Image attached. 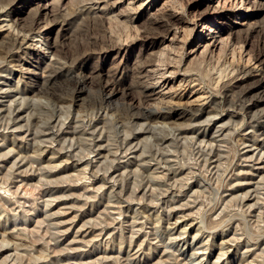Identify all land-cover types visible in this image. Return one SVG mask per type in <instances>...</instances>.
I'll return each mask as SVG.
<instances>
[{"label": "rangeland", "instance_id": "rangeland-1", "mask_svg": "<svg viewBox=\"0 0 264 264\" xmlns=\"http://www.w3.org/2000/svg\"><path fill=\"white\" fill-rule=\"evenodd\" d=\"M1 1L0 264H264V138L259 109L245 110L264 101V81L232 83L246 71L264 77V0H164V10L185 20L156 51L160 72L176 74L171 93L155 100L138 87L152 37L169 32L147 18L159 0L137 8L128 0ZM207 6L209 26L227 30L214 51L198 48ZM57 20L65 27L56 26L49 40L44 30L40 36ZM22 24L35 33L14 48L8 36ZM112 70L118 89L130 94L118 93L98 112L91 75ZM77 75L90 81L77 86ZM150 105L178 116V126L156 118L145 131L128 124Z\"/></svg>", "mask_w": 264, "mask_h": 264}, {"label": "bare ground", "instance_id": "bare-ground-1", "mask_svg": "<svg viewBox=\"0 0 264 264\" xmlns=\"http://www.w3.org/2000/svg\"><path fill=\"white\" fill-rule=\"evenodd\" d=\"M1 1V0H0ZM152 0H150V2H151ZM155 1H157V0H155ZM166 1V0H165ZM208 1H213V0H208ZM2 2V1H1ZM13 2H14V0H13ZM23 2V1H22ZM21 2V3H22ZM140 2H141V0H128V4H129V6L130 7H135V8H137V5L139 6V4H140ZM10 3V2H9ZM12 3V2H11ZM153 3H154V1H153ZM164 0H159V1H157V2H155V5L157 4V8L155 9V11H153V12H148V14H147V18L149 19V21H151L152 23L154 22L155 24L156 23H161V24H164L165 26L167 25L168 26V33H165V34H161V33H159L160 35H154V37H152V40H153V42H151V44L149 45V49H148V51H147V54H148V56L149 57H147V59L146 60H144L143 62H141V64L140 63H138V64H140V71H139V73H140V75H141V79L142 78H145L146 79V82H143V83H141V84H139V91H140V93H141V96H142V98H144V99H146V100H155V99H157L158 97H160L161 98V96H164V95H167V94H169V93H171L170 91L173 89L171 86L172 85H169V84H171V83H173V81H174V77H175V74H176V72H173V71H171V69H162V71L160 72V68L158 67V65H157V63H156V60H155V57H156V54H157V50L160 48V46H163V44L167 41V39H168V36L169 35H171V34H173L174 32V30H173V28L174 27H172V26H174V25H176V23L178 22H184V20L182 19V17H179L180 16V14H179V16L177 17V15H175V14H173V13H171V12H169V11H166V10H168V9H166V10H164V8H163V5H164ZM166 3H167V1H166ZM243 3V2H242ZM165 6H166V4H165ZM171 7V6H170ZM139 8V7H138ZM97 10H101V9H99V8H96ZM40 10H41V12H40ZM47 6H44V7H42L41 9H37L36 10V16H37V14L39 15V14H43V12L44 13H46L47 11ZM92 10H94V9H92ZM46 11V12H45ZM244 11H248V9L247 8H244ZM96 12V11H95ZM209 6H207V10H206V12L205 13H203L200 17H201V19H200V26H202V31H203V33H201L200 35H199V37H198V40H199V42H198V48L199 49H201V51H202V48H206L207 46H209L213 51L214 50H216V49H218L217 47H218V44L220 43L221 44V39H222V36H223V32H226L227 30H225V29H223V28H221V27H217V28H213L212 26H209V21L207 20L208 19V17H209ZM30 13V12H29ZM94 13V12H93ZM178 13V12H177ZM95 14V13H94ZM98 14V13H97ZM159 14V15H158ZM208 14V15H207ZM214 14L215 15H217V18H220V17H223L224 16V13L222 12V10H219V9H216L215 11H214ZM96 15V14H95ZM96 17V16H95ZM146 17V16H145ZM57 18V17H56ZM55 18V19H56ZM146 18V19H147ZM54 19V20H55ZM58 19V18H57ZM61 21V20H60ZM63 21V20H62ZM73 22V21H72ZM129 24V23H128ZM237 24V22H234V25H236ZM17 25V24H16ZM20 25V24H19ZM23 25V24H22ZM49 25V24H48ZM53 26H44V28H42V30H40V31H38V32H41V31H45V32H47L48 33V37H47V39L49 40V35L50 34H52L53 33V31L55 30V27L56 26H60V28L62 27V26H64V24L63 23H59V20H57V21H55V23L54 24H52ZM150 25V24H149ZM152 25V24H151ZM241 25H243V24H241ZM67 26V25H66ZM219 26V25H218ZM15 27V26H14ZM17 27V26H16ZM16 27H15V29H16ZM19 27V32H18V34L17 33H15V35H12V34H10L9 36H8V40H10L11 41V43L13 44V46H14V48L15 47H19V48H23V46H24V44L26 43V37H27V35L26 34H33V33H35V26L32 24L31 26H18ZM43 27V26H42ZM65 27V26H64ZM12 28V27H11ZM59 28V27H58ZM59 28V29H60ZM15 29H14V31H15ZM18 30V29H17ZM58 30V29H57ZM14 31H12V32H14ZM61 31V30H60ZM17 32V31H16ZM9 33V32H8ZM37 33V32H36ZM41 35L40 36H42L43 35V33L41 32L40 33ZM57 34H59V33H57ZM228 35H232V32H228L227 33ZM56 35V34H55ZM197 35H198V33H197ZM173 36H175V34H173ZM69 38V37H68ZM151 38V37H150ZM226 38V37H225ZM56 39V38H55ZM181 39V38H180ZM7 40V41H8ZM10 41H8V42H10ZM48 42V41H47ZM50 44V43H49ZM118 44V43H117ZM12 46V45H11ZM12 46V47H13ZM120 46V45H119ZM5 47V46H4ZM53 47V46H52ZM116 47V46H115ZM126 47V46H125ZM165 47V46H164ZM114 48V47H113ZM117 48V47H116ZM120 48H122V46L120 47ZM120 48H118L119 50H121ZM166 48V47H165ZM168 48V47H167ZM210 48H209V50H210ZM117 49V50H118ZM163 49V47L161 48V50ZM196 49V48H195ZM204 50V49H203ZM200 51V52H201ZM191 52H192V50H191ZM204 53V52H203ZM201 54V53H200ZM211 55V54H210ZM80 56V55H79ZM192 56V55H191ZM9 57V56H8ZM62 57V56H61ZM61 57H58L57 58V63H59V64H61V61L59 62V58H61ZM158 57V56H157ZM193 57V56H192ZM194 57H195V55H194ZM1 58H3V57H1ZM77 58V57H76ZM76 58H74L75 60H76ZM159 58H161V57H159ZM59 59V60H58ZM73 58H71V60H72ZM142 59V58H141ZM67 60V59H66ZM70 60V62H72ZM159 60V59H158ZM65 61V60H64ZM56 62H55V64H56ZM16 63V62H15ZM137 64V63H136ZM53 65V64H52ZM51 65V66H52ZM62 65V64H61ZM63 66V65H62ZM61 66V67H62ZM53 67H55V66H53ZM59 67V68H58ZM56 66V69L54 68V69H52V70H56L57 71V69H59V72L58 73H61L62 71H64L65 69H63V68H61L60 66ZM64 67V66H63ZM256 67V66H255ZM117 68V67H116ZM134 68V67H133ZM138 68V69H139ZM164 68V67H163ZM253 68H254V66H253ZM136 69V68H135ZM245 69V68H244ZM249 69V68H248ZM247 69V70H248ZM252 69V68H251ZM256 69V68H255ZM258 70H259V68H257ZM117 71L119 70V69H116ZM116 70L115 71H113V73H112V71H111V73L110 72H108L106 75L105 74H103V72L101 73V72H97L95 75H91L92 76V78H96V80H97V86H98V89H99V92H100V99L98 100V105H99V107H98V112H100V111H102L103 112V108L105 107V106H110L109 104H110V100H111V98L113 97V96H115V95H117L118 93H120V95L119 96H121L122 95V97H127V96H129V94H130V90H129V88L128 87H126V88H124L123 90H119L118 88V83H116V81L117 80H115V78H114V76H115V73H116ZM242 70V72H243V68L241 69ZM174 71H175V69H174ZM253 71V70H252ZM260 71V70H259ZM258 71V72H259ZM67 72H68V70H67ZM138 72V71H137ZM254 72H256V71H254ZM2 73V72H1ZM0 73V74H1ZM74 74V73H73ZM85 75H87V74H85ZM135 75V74H134ZM139 75V76H140ZM155 75H159L158 77H155L156 78V80H154L153 79V76H155ZM242 75H243V77H241V78H238V77H235L234 79H233V81H232V83H233V85L235 86V88H239V86H241L242 84H245L246 83V81H247V77H249L250 79H252V78H255V79H258V81H264V77H261V75H260V73H253L252 74V72L250 73V71H246V72H243L242 73ZM78 76V75H77ZM90 76V75H89ZM89 76H78L75 80H76V85L77 86H84L85 84H86V82L89 80L90 81V77ZM189 76V75H188ZM134 77V76H133ZM132 77V78H133ZM47 78V77H46ZM218 78H220V76H218ZM140 79V80H141ZM154 80V81H152V80ZM143 80V79H142ZM218 80V79H217ZM139 81V80H138ZM144 81V80H143ZM142 82V81H141ZM138 83V82H137ZM42 84V83H41ZM132 84V83H131ZM130 84V85H131ZM133 85H134V83H133ZM123 87V86H122ZM1 88V87H0ZM135 88V87H134ZM172 88V89H171ZM16 89V88H15ZM3 90V89H2ZM46 90V89H45ZM255 91V88L253 87L252 89H250V88H246V89H244L243 91H241L242 93H241V96L243 97V98H247V97H249V95L250 94H252L253 92ZM2 92V91H1ZM9 91H7V90H4L3 92H2V94H4V98H9ZM240 93V92H239ZM253 95V94H252ZM203 96V95H202ZM251 96V95H250ZM197 97H199V98H201V96L199 95V96H197ZM197 97H195L196 99H197ZM210 97V96H209ZM25 98H27V97H25ZM24 97H23V99H25ZM46 98V97H45ZM252 98V97H251ZM196 99H194V101L196 100ZM9 100V99H8ZM11 100V99H10ZM9 100V101H10ZM46 100V99H45ZM159 100V99H158ZM198 100V99H197ZM199 100H201V99H199ZM211 101L213 100V99H210ZM209 100V101H210ZM13 103H16V99H13V100H11ZM18 101H19V99H18ZM27 101V100H26ZM211 101H210V103H211ZM11 102V103H12ZM21 102V101H20ZM35 102V101H34ZM38 102V101H37ZM45 102V101H44ZM47 102V101H46ZM206 102V101H205ZM10 103V104H11ZM13 103H12V105H13ZM212 103H213V101H212ZM239 103V102H238ZM9 104V103H8ZM16 104H18V103H16ZM16 104H15V106H16ZM47 104V103H46ZM152 104V103H151ZM155 104V103H154ZM202 104V103H201ZM253 104H255V103H253ZM11 105V106H12ZM30 105H31V103H30ZM130 105V106H129ZM128 105V108H126V110L127 109H129L130 111H134V106L132 107L131 106V104H129ZM209 105V104H208ZM214 105V104H213ZM21 106V105H20ZM60 106V105H59ZM62 106V105H61ZM125 106V105H124ZM156 106V105H155ZM212 106V105H211ZM215 106V105H214ZM16 107H18V106H16ZM240 107V106H239ZM3 108V107H2ZM34 108V107H33ZM36 108V107H35ZM51 108V107H50ZM243 108V107H242ZM255 108H257V109H259L258 111L259 112H257V111H255L256 109ZM125 109V108H124ZM203 109H205V108H203ZM252 109H255L254 111H255V113H257L258 115H259V123H257V130L259 131L258 133H260V135H261V138H264V101H260L257 105H253V106H251V105H248L247 107H245V110H247V114L248 115H250L251 114V112H252ZM53 110V109H52ZM89 110V109H88ZM137 110V109H136ZM242 110V109H241ZM60 111V110H59ZM116 111V110H115ZM207 111H208V109H207ZM206 111V112H207ZM14 112V111H13ZM19 112H20V108H19ZM19 112H17V113H19ZM32 112V111H31ZM205 112V113H206ZM16 113V114H17ZM24 113V112H23ZM41 113V112H40ZM135 113V112H134ZM21 114V113H20ZM66 114V113H65ZM95 114V113H94ZM208 114V113H207ZM207 114H205V115H207ZM23 115V114H22ZM90 115V114H89ZM111 115H113V114H111ZM135 118H133V119H130V120H128V118H127V121H130V122H128V124H134V125H136L137 127H138V130L139 131H141V130H143V131H145V130H147V127H145V126H147L146 124H148V123H146L147 122V120L149 119V118H156V119H159V120H161V121H165V120H167L166 122H168V121H170L172 124L174 123L175 124V126H176V124H177V122H178V116H177V118H174V116H172L171 114H168V113H162V112H159V111H157L156 109H153V107H151V105L150 106H148V107H144L143 109H139L136 113H135ZM236 115V114H235ZM17 116V115H16ZM96 116V115H95ZM123 116V115H122ZM131 116H133V114L131 115ZM196 117V116H195ZM218 117V116H217ZM23 118V117H22ZM26 117H24V119H25ZM44 118V117H43ZM67 118V117H66ZM121 119H122V117H120ZM124 118V117H123ZM129 118H131L130 116H129ZM19 119H21V118H19ZM23 119V120H24ZM58 119V118H57ZM125 119V118H124ZM197 119V118H196ZM196 119H194L195 121H196ZM3 120V119H2ZM61 120V119H60ZM105 120V119H104ZM124 121V120H123ZM65 122V121H64ZM159 123H160V121H159ZM201 123V122H200ZM204 123V122H203ZM209 123V122H208ZM6 124V123H5ZM32 124V123H31ZM60 124V123H59ZM75 124V123H74ZM125 124V123H124ZM163 124V123H162ZM171 124V125H172ZM221 124V123H220ZM9 125V124H8ZM86 125H87V123H86ZM90 125V122H88V125L86 126V127H88ZM254 125V124H253ZM24 126H25V124H24ZM27 126V125H26ZM75 126V125H74ZM131 126H133V125H131ZM153 126V125H152ZM164 126H165V122H164ZM177 126H178V124H177ZM208 126V125H207ZM5 127V126H4ZM3 127V128H4ZM16 127V126H15ZM47 127V126H46ZM86 127H84V128H86ZM92 127V126H91ZM129 127V126H128ZM127 127V128H128ZM162 127V126H161ZM180 127V126H179ZM53 128V127H52ZM89 128V127H88ZM136 128V127H135ZM218 128H219V126H218ZM218 128H216V130L218 129ZM221 128H222V125H221ZM5 129V128H4ZM95 129V128H94ZM94 129H92V132H93V130ZM137 129V128H136ZM17 130V129H16ZM65 130V129H64ZM181 130V129H180ZM222 130V129H221ZM221 130H220V132H221ZM256 130V131H257ZM29 131V130H28ZM38 131V130H37ZM36 131V132H37ZM57 131H58V129H57ZM86 131V130H85ZM96 131H97V129H96ZM95 131V132H96ZM198 131V130H197ZM200 131V130H199ZM41 132V131H40ZM121 132V131H120ZM181 132V131H180ZM105 133V132H104ZM114 133V132H113ZM124 133V132H123ZM181 133H186V131H184V132H181ZM191 133V132H190ZM198 133V132H197ZM203 133V132H202ZM205 133H207V132H205ZM226 133H228L227 131H226ZM256 133V132H255ZM34 134V133H33ZM122 134V133H121ZM165 134V133H164ZM192 134V133H191ZM112 135V134H111ZM114 135V134H113ZM202 135H204V134H202ZM230 135V134H229ZM259 135V136H260ZM83 136V135H82ZM87 136V135H86ZM89 136H90V134H89ZM195 136V135H194ZM258 136V135H257ZM16 137V136H15ZM201 137V136H200ZM199 137V138H200ZM204 137V136H203ZM212 137V136H211ZM147 138V137H146ZM190 138V137H189ZM195 138V137H194ZM196 138H198L197 136H196ZM202 138V137H201ZM205 138V137H204ZM260 138V137H259ZM260 138V139H261ZM21 139H23V138H21ZM56 139V138H55ZM147 139H149V138H147ZM203 139V138H202ZM211 139V138H210ZM44 140V139H43ZM143 140V139H142ZM251 140V139H250ZM262 140H264V139H262ZM38 141V140H37ZM50 141V140H49ZM195 141V140H194ZM205 141V140H204ZM223 141V140H222ZM39 142V141H38ZM159 142V141H158ZM191 142V141H190ZM203 141L201 140V143H202ZM212 142V141H211ZM78 143H80V142H78ZM145 143V142H144ZM157 143V142H156ZM205 143V142H204ZM143 144V143H142ZM155 144V143H154ZM207 144V143H206ZM246 144V143H245ZM107 145V144H106ZM134 145V144H133ZM140 144H138V146H139ZM153 145V144H152ZM168 145V144H167ZM166 145V146H167ZM250 145V144H249ZM75 146V145H74ZM98 146H100V145H98ZM117 146V145H116ZM261 146V145H260ZM90 147V146H89ZM96 147V146H95ZM207 147V146H206ZM205 147V148H206ZM154 148V147H153ZM78 149V148H77ZM88 149V148H87ZM95 149V148H94ZM133 149V148H132ZM169 149V148H168ZM58 150H60V149H58ZM71 150V149H70ZM128 150V149H127ZM134 150H136V149H134ZM246 150V149H245ZM252 150V149H251ZM262 150H264V147H262ZM86 150H84V152H85ZM117 151V150H116ZM172 151H174V150H172ZM257 151V150H256ZM261 151V150H260ZM78 153V152H77ZM80 153V152H79ZM89 153V152H88ZM208 153V152H207ZM210 153H211V151L209 152V155H210ZM260 153V152H259ZM8 154V153H7ZM10 154V153H9ZM73 154V153H72ZM87 154V153H86ZM131 154V153H130ZM153 154V153H152ZM173 154V153H172ZM216 154V153H215ZM255 154V153H254ZM262 154V156H264V152H262L261 153ZM261 154H259V156H260V158H262L261 157ZM139 155V154H138ZM151 155V154H150ZM155 155H156V153H155ZM1 156V155H0ZM107 156V155H106ZM152 156V155H151ZM253 156V155H252ZM255 156V155H254ZM6 157V156H5ZM79 157V156H78ZM221 157V156H220ZM244 157V156H243ZM250 157H251V155H250ZM1 158V157H0ZM245 158V157H244ZM259 158V159H260ZM73 159V158H72ZM93 159V158H92ZM91 159V160H92ZM152 159H153V157H152ZM171 159V158H170ZM177 159V158H176ZM175 159V160H176ZM179 159V158H178ZM199 159V158H198ZM243 159V158H242ZM122 160V159H121ZM131 160V159H130ZM258 160V159H257ZM16 161V160H15ZM86 161V160H85ZM111 162H113V161H111ZM110 162V163H111ZM220 162V161H219ZM226 162V161H225ZM109 163V164H110ZM114 163V162H113ZM133 163V162H132ZM137 163V162H136ZM210 163V162H209ZM221 163V162H220ZM93 164V163H92ZM139 164V163H138ZM146 164V163H145ZM157 164V163H156ZM170 164V163H169ZM85 165V164H84ZM101 165V164H100ZM217 165H219V164H217ZM262 165H264V164H262ZM104 166V165H103ZM157 166V165H156ZM204 166V165H203ZM219 167V166H218ZM260 167V166H259ZM223 168V167H222ZM43 169V168H42ZM88 169H89V167H88ZM103 169H104V167H103ZM109 169V168H108ZM156 169V168H155ZM259 170L261 169V168H258ZM257 169V170H258ZM170 170V169H169ZM127 171V170H126ZM144 171V170H143ZM191 171V170H190ZM86 172V171H85ZM44 173V172H43ZM78 173V172H77ZM96 173V172H95ZM163 173V172H162ZM213 173V172H212ZM249 173V172H248ZM256 173V172H255ZM70 175V174H69ZM68 175V176H69ZM78 175V174H77ZM116 175V174H115ZM187 175V174H186ZM262 175V174H261ZM67 176V175H66ZM79 176V175H78ZM141 176V175H140ZM139 176V177H140ZM157 176H158V174H157ZM166 176V175H165ZM135 177H136V175H135ZM144 177V176H143ZM159 177V176H158ZM173 177V176H172ZM84 178V177H83ZM116 178V177H115ZM138 178V177H137ZM58 179V178H57ZM146 179V178H145ZM262 179H264V177H262ZM164 180H165V178H164ZM212 180V179H211ZM111 181V180H110ZM121 182V181H120ZM123 182V181H122ZM172 182V181H171ZM105 183V182H104ZM160 183V182H159ZM251 183V182H250ZM49 184V183H48ZM72 185V184H71ZM74 185V184H73ZM102 185V184H101ZM133 185V184H132ZM135 185V184H134ZM151 185V184H150ZM249 185V184H248ZM259 185V184H258ZM122 186V185H121ZM145 186V185H144ZM154 186V185H153ZM101 187V186H100ZM121 188V187H120ZM153 188V187H152ZM257 188V187H256ZM259 188V187H258ZM18 190V189H17ZM152 190V189H151ZM195 190V189H194ZM5 191V190H4ZM21 191V190H20ZM133 191V190H132ZM144 191V190H143ZM153 191V190H152ZM7 192H8V190H7ZM6 192V193H7ZM17 192V191H16ZM10 193V192H9ZM132 194H133V192H132ZM142 194V193H141ZM254 194V193H253ZM256 194V193H255ZM8 195V194H7ZM11 195V194H10ZM14 195V194H13ZM102 195V194H101ZM137 195V194H136ZM151 195V194H150ZM242 195V194H241ZM18 196V195H17ZM21 196V195H20ZM43 196V195H42ZM235 196V195H234ZM245 196V195H244ZM10 197V196H9ZM141 197V196H140ZM151 197V196H150ZM149 197V198H150ZM154 197V196H153ZM152 197V198H153ZM227 197V196H226ZM237 197V196H236ZM243 197V196H242ZM262 197V196H261ZM190 198V197H189ZM250 198V197H249ZM254 199V198H253ZM262 199H264V198H262ZM128 200V199H127ZM140 200V199H139ZM237 200V199H236ZM15 201V200H14ZM232 201H234V199L232 200ZM3 202V201H2ZM17 202V201H16ZM128 202V201H127ZM228 202V201H227ZM226 202V203H227ZM230 202V201H229ZM257 202V201H256ZM139 204V203H138ZM45 205V204H44ZM28 206V205H27ZM188 206V205H187ZM9 207V206H8ZM46 207V206H45ZM225 207V206H224ZM19 208V207H18ZM25 208V207H24ZM118 208V207H117ZM202 208V207H201ZM249 210V209H248ZM41 211V210H40ZM110 211V210H109ZM31 212V211H30ZM222 212V211H221ZM218 213V212H217ZM258 213V212H257ZM191 214V213H190ZM186 215V214H185ZM191 216V215H190ZM194 216V215H193ZM182 217H184V216H182ZM259 217V216H258ZM186 218V217H185ZM188 218V217H187ZM220 219V218H219ZM222 219V218H221ZM260 221V220H259ZM135 222V221H134ZM262 222H264V221H262ZM119 223V222H118ZM262 224V223H261ZM60 225V224H59ZM175 225V224H174ZM191 226V225H190ZM17 228V227H16ZM81 228V227H80ZM262 229V228H261ZM121 230V229H120ZM133 231V230H132ZM66 232V231H65ZM134 232V231H133ZM262 232H264V231H262ZM78 233V232H77ZM86 233V232H85ZM15 234V233H14ZM110 234V233H109ZM200 235V234H199ZM17 236V235H16ZM123 236V235H122ZM132 236V235H131ZM178 236V235H177ZM183 236V235H182ZM194 236V235H193ZM198 236V235H197ZM236 237V236H235ZM234 237V238H235ZM239 237V236H238ZM77 238V237H76ZM131 238V237H130ZM174 238V237H173ZM194 238V237H193ZM260 238V237H259ZM132 239V238H131ZM233 239V238H232ZM77 240V239H76ZM81 240V239H80ZM90 240V239H89ZM177 240V239H176ZM194 240V239H193ZM114 241V240H113ZM195 241V240H194ZM236 241V240H235ZM73 242V241H72ZM79 242V241H78ZM228 242H230V241H228ZM89 243V242H88ZM87 243V244H88ZM201 245V244H200ZM106 246V245H105ZM1 247V246H0ZM2 247H3V245H2ZM4 247H6V246H4ZM142 247V246H141ZM206 247V246H205ZM75 248V247H74ZM107 248V247H106ZM139 249V248H138ZM204 249V248H203ZM262 249H264V248H262ZM137 250V249H136ZM253 250V249H252ZM64 251V250H63ZM166 251V250H165ZM164 251V252H165ZM261 251V250H260ZM205 252V251H204ZM10 253V252H9ZM13 253V252H12ZM61 253V252H60ZM259 253V252H258ZM224 254V253H223ZM106 255V254H105ZM246 255V254H245ZM16 256V255H15ZM224 256V255H223ZM261 256V255H260ZM109 257V256H108ZM120 257V256H119ZM174 257V256H173ZM194 257V256H193ZM206 257V256H205ZM101 258V257H100ZM177 258V257H176ZM203 258V257H202ZM201 258V259H202ZM259 258V257H258ZM111 259V258H110ZM166 259V258H165ZM220 259V257H218V260ZM4 260V259H3ZM166 260H168V259H166ZM172 260V259H171ZM1 261V260H0ZM78 261V260H77ZM164 261V260H163ZM2 262V261H1ZM6 262V261H5ZM117 262V261H116ZM11 263V262H10ZM155 263V262H154ZM13 264V263H12ZM76 264V263H75ZM87 264V263H86ZM123 264V263H122ZM218 264V263H217Z\"/></svg>", "mask_w": 264, "mask_h": 264}]
</instances>
